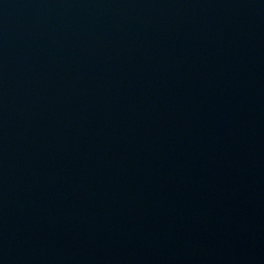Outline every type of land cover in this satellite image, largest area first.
<instances>
[{
    "label": "water",
    "instance_id": "water-1",
    "mask_svg": "<svg viewBox=\"0 0 264 264\" xmlns=\"http://www.w3.org/2000/svg\"><path fill=\"white\" fill-rule=\"evenodd\" d=\"M0 264H264V0H0Z\"/></svg>",
    "mask_w": 264,
    "mask_h": 264
}]
</instances>
